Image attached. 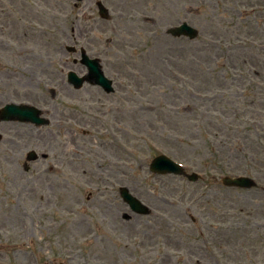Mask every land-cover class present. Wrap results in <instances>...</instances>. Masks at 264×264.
Masks as SVG:
<instances>
[{
    "label": "rangeland",
    "instance_id": "374dc122",
    "mask_svg": "<svg viewBox=\"0 0 264 264\" xmlns=\"http://www.w3.org/2000/svg\"><path fill=\"white\" fill-rule=\"evenodd\" d=\"M263 17L264 0H0V107L49 121L0 123V264H115L112 246L119 264H264ZM183 22L195 40L166 34ZM80 49L113 95L69 87ZM160 154L201 178L153 175ZM120 185L151 214L133 216Z\"/></svg>",
    "mask_w": 264,
    "mask_h": 264
},
{
    "label": "water",
    "instance_id": "95a60500",
    "mask_svg": "<svg viewBox=\"0 0 264 264\" xmlns=\"http://www.w3.org/2000/svg\"><path fill=\"white\" fill-rule=\"evenodd\" d=\"M170 33L174 36H187L190 39H193L196 37L197 32L190 26H188L186 23L182 24L179 27L173 28L170 30ZM88 63V62H87ZM97 63V62H96ZM91 70L90 76L96 80V83H99L102 86H107L108 81L105 80L103 77L101 71L98 70V68L92 64H88ZM77 80V79H76ZM73 80L76 87L80 86L82 80ZM20 108H24L23 106H18ZM18 107L15 106H9L6 108L4 112L0 114V121H6V120H18V121H32L38 125L44 123V121L34 118L33 114H37L36 111L32 108L34 113L28 111V110H21ZM151 171L158 173V174H168V173H174V174H180L182 173V170L180 166L172 162L170 159H168L165 156H159L156 159H154L150 165ZM190 180L194 181L196 180V176H190ZM226 185L229 186H237V187H251L254 185V183L246 178H238L235 180L225 179L223 180ZM121 196L123 200L129 205L130 209L138 214H148V209L142 205L137 199L132 197L128 190L123 188L121 190Z\"/></svg>",
    "mask_w": 264,
    "mask_h": 264
},
{
    "label": "flooded vegetation",
    "instance_id": "af4514ba",
    "mask_svg": "<svg viewBox=\"0 0 264 264\" xmlns=\"http://www.w3.org/2000/svg\"><path fill=\"white\" fill-rule=\"evenodd\" d=\"M108 198H109V197H108ZM108 198H107V199H108ZM118 208H119V207H118ZM56 264H57V261H56Z\"/></svg>",
    "mask_w": 264,
    "mask_h": 264
},
{
    "label": "bare ground",
    "instance_id": "6f19581e",
    "mask_svg": "<svg viewBox=\"0 0 264 264\" xmlns=\"http://www.w3.org/2000/svg\"><path fill=\"white\" fill-rule=\"evenodd\" d=\"M37 30L39 31V28H37Z\"/></svg>",
    "mask_w": 264,
    "mask_h": 264
}]
</instances>
